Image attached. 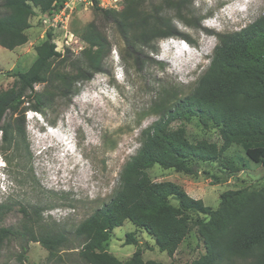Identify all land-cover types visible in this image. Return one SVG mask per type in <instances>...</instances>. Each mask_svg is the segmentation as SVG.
Returning <instances> with one entry per match:
<instances>
[{
  "label": "rangeland",
  "instance_id": "1",
  "mask_svg": "<svg viewBox=\"0 0 264 264\" xmlns=\"http://www.w3.org/2000/svg\"><path fill=\"white\" fill-rule=\"evenodd\" d=\"M170 2L181 4L176 7L167 0H142L140 10L157 12L159 17L168 19L179 36L148 42L132 55L126 51L117 25L94 7L74 9L65 28L54 27L48 14L36 12L30 19L26 44L11 51L0 47V92L14 85L17 74L30 69L36 58L35 47L45 40L47 31H52L57 51L64 54L63 59L52 62L46 82L34 86L41 100V112L33 110L35 99L28 94L22 107V132L16 129L15 115L7 114L0 124L8 127L6 138L0 132V159L5 164L4 180L0 182V206H4L1 226L17 227L22 220L20 209L33 207L40 210L45 224L55 223L72 230L108 202L119 185L124 163L139 148L141 131L159 118L156 107L160 100L166 92L177 97L188 94L208 67L217 44L211 33L237 31L264 13V0ZM123 7L122 3L115 10ZM4 12L0 7V14ZM89 23H94L105 37L110 51L100 71L93 73V69L86 68L85 75H92L91 79L78 82L72 91L65 92L66 77H79L86 67L83 52L88 46L81 35ZM66 30L73 35L68 47L64 46ZM182 125L191 141L207 139L221 144L218 131L212 126L203 128L196 118L176 121L171 128ZM226 155L236 158L238 166H244L224 183L213 185L210 178L228 176L222 162L202 164L198 177L159 166L147 173L152 181L173 182L189 197L216 209L222 192L264 185V169L246 159L239 146L233 145ZM128 233L134 234L138 245H125ZM139 247L144 260L162 264H191L204 252L191 230L169 258L154 247L145 232L128 221L112 231L105 246L121 260L129 258ZM20 253L19 243L5 242L0 249V264H78L74 253L66 251L60 252L61 261L49 258L39 243H28L22 258Z\"/></svg>",
  "mask_w": 264,
  "mask_h": 264
},
{
  "label": "trees",
  "instance_id": "2",
  "mask_svg": "<svg viewBox=\"0 0 264 264\" xmlns=\"http://www.w3.org/2000/svg\"><path fill=\"white\" fill-rule=\"evenodd\" d=\"M141 1L123 0L120 11L101 9L96 2L94 6L117 25L126 51L131 55L148 42L179 36L168 19L159 17L157 12L145 14L140 10ZM64 2L3 0L0 47L11 51L26 44L30 19L35 13L50 15L61 9ZM167 2L176 7L181 4ZM211 34L217 44L208 67L188 94L177 97L173 92H166L160 100L156 107L159 118L141 131L139 148L124 163L119 185L110 200L72 230L55 223L45 224L39 209L22 207V220L17 227L0 225V249L7 241L17 242L22 258L28 243L33 242L39 243L49 258L60 261L63 260L60 252L66 251L74 253L78 264H162L144 260L141 247L126 260L106 250L112 231L128 221L145 232L154 247L169 258L194 230L204 252L191 264H264V185L258 189L243 187L224 191L219 195L218 207L213 209L189 197L179 185L170 181L154 182L147 173L159 166L198 177L202 164L222 162L224 170L229 171L228 176L210 178L213 185L224 183L244 166H238L236 158L226 155L233 145L242 149L246 159L264 169V13L237 31ZM81 40L88 46L83 52L86 67L79 77H66L65 92L72 91L78 82L91 79L92 75H85L86 68L93 69V73L100 71L110 51L94 23L85 27ZM35 54L30 69L17 74L14 85L0 92V124L7 114L15 115L18 133L22 132L26 96L29 94L35 99L32 108L41 112V100L34 86L46 82L53 61L64 58L56 50L51 30L35 47ZM193 118L205 129L215 128L221 144L207 139L191 141L183 125L171 128L176 121L189 122ZM0 132L6 138L8 127L0 126ZM3 209L0 206V223ZM125 245H138L133 233L125 235Z\"/></svg>",
  "mask_w": 264,
  "mask_h": 264
},
{
  "label": "built area",
  "instance_id": "3",
  "mask_svg": "<svg viewBox=\"0 0 264 264\" xmlns=\"http://www.w3.org/2000/svg\"><path fill=\"white\" fill-rule=\"evenodd\" d=\"M96 2V6L104 9H116L123 3V0H65L63 6L58 11L52 12L49 16V19L54 23V27L61 26L65 28V24L68 22L70 15L73 10L77 7H94ZM52 25V24H51ZM64 42L66 47L70 46L73 35L69 34L66 30L64 34ZM57 47V42H54ZM63 46V48H64ZM57 50V48H56ZM1 160V159H0Z\"/></svg>",
  "mask_w": 264,
  "mask_h": 264
},
{
  "label": "clouds",
  "instance_id": "4",
  "mask_svg": "<svg viewBox=\"0 0 264 264\" xmlns=\"http://www.w3.org/2000/svg\"><path fill=\"white\" fill-rule=\"evenodd\" d=\"M36 116V114H35ZM2 160H0V182L4 180V170H5V164H3Z\"/></svg>",
  "mask_w": 264,
  "mask_h": 264
}]
</instances>
